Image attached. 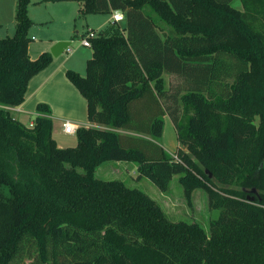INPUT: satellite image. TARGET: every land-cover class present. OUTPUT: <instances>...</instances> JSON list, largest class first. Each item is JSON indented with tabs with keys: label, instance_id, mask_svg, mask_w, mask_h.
<instances>
[{
	"label": "trees",
	"instance_id": "obj_1",
	"mask_svg": "<svg viewBox=\"0 0 264 264\" xmlns=\"http://www.w3.org/2000/svg\"><path fill=\"white\" fill-rule=\"evenodd\" d=\"M78 1L124 24L89 38L85 75L66 71L95 124L75 145L57 144L47 103L31 126L11 110L53 59L28 53L30 0L0 37V264H264V0ZM165 115L178 161L157 142ZM106 160L135 161L162 192L179 174L217 215L208 230L172 220L140 187L97 177Z\"/></svg>",
	"mask_w": 264,
	"mask_h": 264
},
{
	"label": "rangeland",
	"instance_id": "obj_2",
	"mask_svg": "<svg viewBox=\"0 0 264 264\" xmlns=\"http://www.w3.org/2000/svg\"><path fill=\"white\" fill-rule=\"evenodd\" d=\"M16 3L17 0H0V37L12 36L15 33ZM80 5L81 2L78 0H30L27 5V14L32 20V24L28 29V35L31 38L28 50L37 54L33 52V49L43 42L51 43L43 50L49 51L56 41L70 40L68 49L59 56L53 57L52 60L56 61L58 58L63 59V57L68 56L64 59L63 72L75 89L77 88L67 77L66 71L67 69H73L79 74L85 75L86 59L92 53L91 47L81 44V39L85 34L89 30L107 35L123 31L122 22L115 25L109 23V12H91L83 16L79 11ZM100 26H102L101 29H99ZM64 89L67 90V87L65 86ZM79 94L82 95L81 92ZM72 137H74L73 133H63L62 135V138L66 140ZM157 142L170 152L176 151V131L168 115L164 117L163 133ZM109 172L111 171L109 170ZM125 174L126 171L119 167L116 172H112L107 176L119 178L129 186H137L146 191L160 203L167 216L172 220L197 221L205 230H208L209 221L217 215L218 210L209 207L207 192L204 189L195 188L191 191L190 197H186L182 185L178 182L177 174L173 175L167 192H162L150 178L139 176L138 171L134 172V175Z\"/></svg>",
	"mask_w": 264,
	"mask_h": 264
},
{
	"label": "crops",
	"instance_id": "obj_3",
	"mask_svg": "<svg viewBox=\"0 0 264 264\" xmlns=\"http://www.w3.org/2000/svg\"><path fill=\"white\" fill-rule=\"evenodd\" d=\"M115 11L109 12V23L115 25L123 21L122 23L124 24V13L122 11L117 10L123 14V18L121 20H112V13ZM102 26H100L99 29H101ZM92 31L97 34L95 30ZM49 45H51V43L43 42L41 43V45L33 49V52L37 54L32 53V51L30 50H28V53L30 57L34 59ZM67 57H63V59L58 58L56 59V61L52 60L45 68L35 73L28 81L23 102L11 108L14 117H16L25 125L31 126L37 114L36 105L39 102L47 103L52 113V135L59 146H68L77 142L75 133H73L74 137L70 138L69 140L62 138L63 133H65L63 131V123L66 119L72 121L78 126L95 125L88 120L86 98L79 94L80 92L75 89V87H73V85L67 80L66 76L64 75L63 63L65 62L64 59ZM89 57H87V59ZM62 86H66L67 90H65L64 87L62 88ZM178 146L179 142L177 140L175 149H177ZM164 149L169 154H175V151L170 152L165 147ZM119 167H122L123 170L126 171L125 175H134V172L137 171V163L135 161H104L101 162L96 168L95 175H98L97 177L100 178L109 179L111 177H108L107 175L112 174V172H116ZM109 170L111 172H109ZM177 175L179 182L180 175Z\"/></svg>",
	"mask_w": 264,
	"mask_h": 264
},
{
	"label": "built area",
	"instance_id": "obj_4",
	"mask_svg": "<svg viewBox=\"0 0 264 264\" xmlns=\"http://www.w3.org/2000/svg\"><path fill=\"white\" fill-rule=\"evenodd\" d=\"M123 18V14L119 11H115L112 13V20L113 21H118L121 20ZM94 36V31L89 30L86 35L81 39V44L85 45V46H90V41L89 38ZM78 125L73 123L72 121L66 119L63 123V131L65 133L71 134V133H75L76 129H77ZM174 156V160L178 161V156L176 154H173Z\"/></svg>",
	"mask_w": 264,
	"mask_h": 264
},
{
	"label": "water",
	"instance_id": "obj_5",
	"mask_svg": "<svg viewBox=\"0 0 264 264\" xmlns=\"http://www.w3.org/2000/svg\"><path fill=\"white\" fill-rule=\"evenodd\" d=\"M69 45H70V40H58L52 44V46L50 47V52L52 56L56 57L60 55L62 52H64L66 49H68ZM253 191L255 190L253 189Z\"/></svg>",
	"mask_w": 264,
	"mask_h": 264
}]
</instances>
